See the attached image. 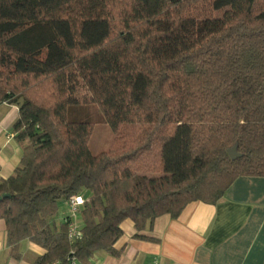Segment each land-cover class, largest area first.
<instances>
[{"label": "trees", "instance_id": "1", "mask_svg": "<svg viewBox=\"0 0 264 264\" xmlns=\"http://www.w3.org/2000/svg\"><path fill=\"white\" fill-rule=\"evenodd\" d=\"M70 73L112 131L96 156L94 125L67 119ZM19 99L22 155L0 181L6 245L42 248L33 264H89L119 256L125 220L157 243L140 235L157 218L264 177V0H0V103ZM76 195L70 244L53 218Z\"/></svg>", "mask_w": 264, "mask_h": 264}, {"label": "crops", "instance_id": "2", "mask_svg": "<svg viewBox=\"0 0 264 264\" xmlns=\"http://www.w3.org/2000/svg\"><path fill=\"white\" fill-rule=\"evenodd\" d=\"M20 103H0V181L20 163L22 150L13 134ZM68 212L66 201H59L55 226L65 222ZM120 228L122 236L114 244L119 256L98 251L89 264H264V177H239L216 204L192 202L175 219L157 218L140 233L157 243L135 239L130 220ZM44 253L28 240L8 247L0 220V264H33Z\"/></svg>", "mask_w": 264, "mask_h": 264}, {"label": "rangeland", "instance_id": "3", "mask_svg": "<svg viewBox=\"0 0 264 264\" xmlns=\"http://www.w3.org/2000/svg\"><path fill=\"white\" fill-rule=\"evenodd\" d=\"M67 88L68 121L92 123L94 127L89 142L90 153L96 156L106 152L113 140L112 131L105 124L102 113L96 104H84L91 101V96L79 74H68Z\"/></svg>", "mask_w": 264, "mask_h": 264}, {"label": "built area", "instance_id": "4", "mask_svg": "<svg viewBox=\"0 0 264 264\" xmlns=\"http://www.w3.org/2000/svg\"><path fill=\"white\" fill-rule=\"evenodd\" d=\"M84 202V198L80 195L72 196L66 201L69 212L65 222L67 223V239L70 244L82 238L81 226L78 219ZM69 261L70 264H76L74 257H71Z\"/></svg>", "mask_w": 264, "mask_h": 264}, {"label": "water", "instance_id": "5", "mask_svg": "<svg viewBox=\"0 0 264 264\" xmlns=\"http://www.w3.org/2000/svg\"><path fill=\"white\" fill-rule=\"evenodd\" d=\"M227 155L231 160H235L236 158H238L239 154L237 153V146L235 145L233 148L227 150ZM8 197V194H4L0 197V201Z\"/></svg>", "mask_w": 264, "mask_h": 264}]
</instances>
